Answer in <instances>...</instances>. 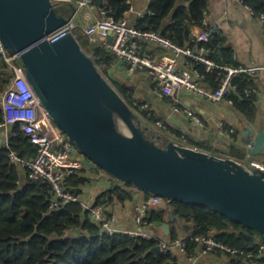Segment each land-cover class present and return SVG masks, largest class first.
<instances>
[{
  "label": "water",
  "instance_id": "95a60500",
  "mask_svg": "<svg viewBox=\"0 0 264 264\" xmlns=\"http://www.w3.org/2000/svg\"><path fill=\"white\" fill-rule=\"evenodd\" d=\"M67 22L52 0H0L1 42L18 55L42 107L77 148L83 166L167 201L209 207L264 237V170L252 160L242 163L168 136L159 143L73 32L47 38ZM245 136L250 157L264 151V131ZM154 225L169 234L168 222ZM247 239L252 245L256 235Z\"/></svg>",
  "mask_w": 264,
  "mask_h": 264
},
{
  "label": "trees",
  "instance_id": "16d2710c",
  "mask_svg": "<svg viewBox=\"0 0 264 264\" xmlns=\"http://www.w3.org/2000/svg\"><path fill=\"white\" fill-rule=\"evenodd\" d=\"M241 1L256 16L264 13V0ZM74 4L58 2L54 3V7L58 14L70 17L75 8ZM100 5L109 9L116 19H124L131 6L127 0H102ZM206 6L207 0H151L150 12L137 19L135 27L157 33L179 47L193 50L196 37L192 34L190 26L203 24ZM206 33L208 40L199 43L206 49V56L221 64H236L228 58L217 59L216 52L220 48L221 38L213 31ZM74 35L82 48L93 56L106 77L110 66L122 60L99 43L91 42L79 27H76ZM8 52L12 53L10 50ZM189 61L192 68H197L204 79L213 80V88L217 86L214 79L217 70L207 71L204 64L190 59ZM13 72L8 62L0 56V95L8 86ZM232 82L235 89L228 92L225 98L228 97L239 104L244 112H251L252 93L248 98H244V89H252V77L247 73H240ZM112 84L136 110L138 108L134 104L135 100L147 102L133 97L132 92L120 83L113 81ZM138 112L145 123L156 125V121L160 120L150 106ZM2 119L0 106V122ZM11 129L15 133L9 138L11 149L22 158L33 157L36 153L35 146L17 125H13ZM234 133V130L230 132ZM201 147L208 149L204 145ZM241 151L232 152V155L243 162L246 161L248 151ZM8 152V149L0 144V264H187L186 258L175 250H153L159 243L157 236H164L160 228L154 225L156 221H166L170 224L169 234L164 236L169 240L184 233L183 237L210 236L230 246L250 249L256 248L258 242L264 241V237L254 230L218 211L180 200L168 201L165 207L150 208L146 211L145 220L151 224L148 227L153 228L154 232L150 239L128 233L102 232L100 225L90 218L89 211L84 210L78 202L51 207L50 186L46 182L41 185L34 184L25 178L22 168L10 161ZM255 157L264 161V151L249 157V160H254ZM87 170L89 169L82 167L70 173L64 180L66 186L80 194V187L88 180ZM135 192L140 194L137 201L146 200L152 195L147 191L137 190L132 183L112 178L105 198L106 201H113V198L120 201L132 200ZM170 214L173 219H170ZM251 234L260 236L261 241L248 247L247 237ZM196 247L197 242L188 241V252H193ZM215 253L223 256L226 264H253L241 256L223 255L220 251Z\"/></svg>",
  "mask_w": 264,
  "mask_h": 264
},
{
  "label": "built area",
  "instance_id": "2783aa9c",
  "mask_svg": "<svg viewBox=\"0 0 264 264\" xmlns=\"http://www.w3.org/2000/svg\"><path fill=\"white\" fill-rule=\"evenodd\" d=\"M52 1L65 2L69 0ZM74 1L77 7L70 17H67V24L48 35L47 38L54 40L66 31L72 30V28L77 26V24H72V22L79 10L87 8L89 11L85 14V17L91 21L84 26V31L90 41L99 43L132 66L146 70L149 78L155 84V91L158 95L167 97L174 106L179 103L177 96L179 90H188L205 96L212 102H216L235 89L232 81L237 74H253L264 70L263 65L244 66L218 63L206 56L204 47H201L200 51L195 52L190 48L179 47L157 33L139 30L135 27V24L129 23L125 18L116 19L109 9L101 6L98 2L96 3V0ZM127 2L131 4V0H127ZM131 8L132 6H130L129 10ZM149 12L148 6L144 12L140 13V17H144ZM251 12L253 13L252 10ZM204 15H206V11ZM258 17L264 22V13H261ZM140 38L158 41L172 48L176 53L183 54L190 60L204 64L207 71L217 70L214 78L217 86L215 88H207L201 85L194 78V75L200 78L203 76L200 71L191 67L178 69L174 58L157 59L141 53L139 50ZM197 38L207 41L208 35L206 31L201 30L197 34ZM0 56L8 62L14 71L8 86L0 95V106L3 112V119L0 122V130H2L3 136L0 135V144L8 149L10 161L22 168L25 178L30 181H44L50 186L52 193L51 207H58L68 202H78L84 210L89 211L90 218L100 225L101 231L102 228H105V231L102 232L108 234L128 233L147 239L153 237L154 232L150 229L148 230V226L151 224L145 220L146 211L150 208L165 207L168 201L154 194L150 195L146 200L138 201L134 206L133 218L138 229L121 230L112 225L113 216L106 217L101 205L88 204L80 197V194L73 192L72 189L66 186L65 178L70 173L83 167V164L75 155L77 148L68 140L66 135L53 122L48 112L42 107L38 96L27 80L25 69L19 62L18 55L14 52H8V49L3 46L1 39ZM189 64H191L190 61ZM250 95L251 89H244V98H248ZM134 104L138 110L148 109L149 107L147 102H139L138 100H135ZM138 110H136L137 113H139ZM187 112L196 121L200 122L195 114L189 110ZM13 125H17L19 130L35 146L36 153L33 157L22 158L11 149L9 138L15 134L11 129ZM157 126L162 129L166 128L163 120H157ZM220 127H222V124H220ZM229 131L233 132V129L230 128ZM177 141L186 144V140L183 137H180ZM251 146L249 142L247 149L249 150ZM249 157V153H247L246 161ZM252 164L264 170L263 163L252 160ZM157 237L159 238L157 245L161 250H178L186 258L188 264H195L199 257L218 251L223 255L241 256L253 264H264V241L258 242L256 248L250 249L230 246L210 236L194 235L171 240L160 235ZM188 241L197 242V247L193 252H188L187 250Z\"/></svg>",
  "mask_w": 264,
  "mask_h": 264
},
{
  "label": "crops",
  "instance_id": "0c3cea01",
  "mask_svg": "<svg viewBox=\"0 0 264 264\" xmlns=\"http://www.w3.org/2000/svg\"><path fill=\"white\" fill-rule=\"evenodd\" d=\"M150 1L131 0L132 8L126 12L125 19L129 23L136 24L140 13L146 10ZM66 2H73L75 3L74 7H77L74 0ZM88 11L87 8L79 10L76 15L77 27L84 28L85 24L90 23L91 20L85 17ZM203 19L202 25L193 24L190 26L192 34L196 37L193 46L195 52L200 51L199 43L203 41L197 38V34L201 30L208 34L213 31L222 41L216 52L217 59L228 58L231 62L244 66H264V22L253 14L241 0H207L206 15ZM139 50L141 53L157 59L174 58L178 69L192 68L187 56L176 53L172 48L158 41L140 38ZM206 52L205 49L204 53ZM249 75L253 80L251 89L253 109L251 112H244L239 104L231 101L228 97L212 102L207 97L188 90L177 92L179 103L174 106L167 97L158 95L155 91V84L149 78L146 70L134 67L122 60H118L110 66L106 78L111 83L116 81L130 90L133 97L147 101L156 116L165 122V129H158L155 123H145L153 133L160 136L159 143H164V136L176 140L183 137L187 145L200 149L204 145L208 147L205 151L238 160L236 156L232 155V152L248 151L249 141L246 139V132L247 134L250 132V136H254L264 131V70ZM194 78L201 85L213 88V80L211 82L196 75ZM187 110L195 114L200 122L190 116ZM229 128H232L235 133L230 134ZM0 135L3 136L2 130H0ZM75 155L77 158L80 156L79 152L78 154L75 152ZM254 160L264 164L263 159L255 157ZM243 162L245 161L243 160ZM87 169H89L86 172L88 180L80 187V197L90 205H101L106 217L113 216L112 225L114 227L121 230L138 229L133 218L134 206L139 201L137 199L140 194L138 193L136 197L137 192H135L132 200L120 201L113 198V201H106L105 192L111 187L113 177L99 167ZM149 229L153 231V228ZM162 235L164 234L162 233ZM183 236L184 233H181L180 237ZM258 241H261L260 236L256 235V242ZM177 253L183 256L180 252ZM226 262L223 256L210 253L199 257L195 264H226Z\"/></svg>",
  "mask_w": 264,
  "mask_h": 264
},
{
  "label": "rangeland",
  "instance_id": "374dc122",
  "mask_svg": "<svg viewBox=\"0 0 264 264\" xmlns=\"http://www.w3.org/2000/svg\"><path fill=\"white\" fill-rule=\"evenodd\" d=\"M54 3H58V2H54ZM76 20H77L76 18L73 19L72 24H73V23H74V24H77V23H76ZM85 25H87V24H85ZM76 27H77V26H76ZM76 27L72 28V30H70V31L74 33L75 30H76ZM79 28H80V27H79ZM80 30H81V32H82L83 34H86L85 31H84V28L81 27ZM86 36H87V35H86ZM87 37H88V36H87ZM88 53H89V52H88ZM157 128H158V129H162V128L159 127V126H157ZM161 135H162V134H161ZM76 153L78 154V150H76ZM175 251L179 252L178 250H175ZM187 264H188V263H187Z\"/></svg>",
  "mask_w": 264,
  "mask_h": 264
}]
</instances>
